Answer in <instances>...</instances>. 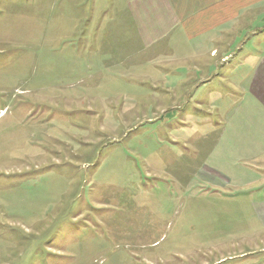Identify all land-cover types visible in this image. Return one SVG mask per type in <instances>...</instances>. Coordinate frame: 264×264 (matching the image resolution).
<instances>
[{
  "label": "rangeland",
  "instance_id": "rangeland-1",
  "mask_svg": "<svg viewBox=\"0 0 264 264\" xmlns=\"http://www.w3.org/2000/svg\"><path fill=\"white\" fill-rule=\"evenodd\" d=\"M125 2L0 0V264H264L225 48L141 42Z\"/></svg>",
  "mask_w": 264,
  "mask_h": 264
},
{
  "label": "crops",
  "instance_id": "crops-1",
  "mask_svg": "<svg viewBox=\"0 0 264 264\" xmlns=\"http://www.w3.org/2000/svg\"><path fill=\"white\" fill-rule=\"evenodd\" d=\"M125 4L134 26L148 29L137 35L141 42L164 41L168 48L185 52L205 45L204 51L225 48L208 57L217 63L203 73L216 69L209 85L220 93L216 101L229 105L218 145L229 139L237 161H264V0H126ZM221 77H226L224 83L218 81ZM221 92L241 97L232 101Z\"/></svg>",
  "mask_w": 264,
  "mask_h": 264
}]
</instances>
